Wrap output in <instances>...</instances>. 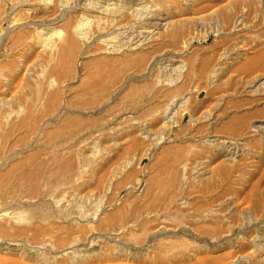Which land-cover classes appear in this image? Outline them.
<instances>
[{
	"label": "rangeland",
	"instance_id": "rangeland-1",
	"mask_svg": "<svg viewBox=\"0 0 264 264\" xmlns=\"http://www.w3.org/2000/svg\"><path fill=\"white\" fill-rule=\"evenodd\" d=\"M0 264H264V0H0Z\"/></svg>",
	"mask_w": 264,
	"mask_h": 264
},
{
	"label": "bare ground",
	"instance_id": "bare-ground-1",
	"mask_svg": "<svg viewBox=\"0 0 264 264\" xmlns=\"http://www.w3.org/2000/svg\"><path fill=\"white\" fill-rule=\"evenodd\" d=\"M136 1V0H134ZM126 9V7H124ZM88 12H97L101 14L99 17L93 18L97 24H101L103 20L113 15V9H109L108 7H101V4H91L85 8ZM139 13L140 19L149 20L146 24V27L142 29V31H138L136 33L130 34L126 37H123L122 45L126 47L128 50H137L142 47H145L152 43L155 40V37L159 35V32L163 30L166 26V19L162 16L155 15V13H148V15L143 17V11ZM119 14H122L120 11ZM91 17V16H90ZM92 18V17H91ZM136 57H144L136 56Z\"/></svg>",
	"mask_w": 264,
	"mask_h": 264
}]
</instances>
